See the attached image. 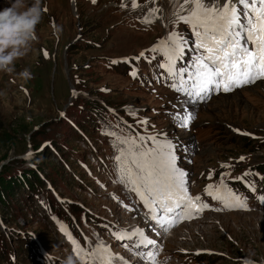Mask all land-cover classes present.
I'll use <instances>...</instances> for the list:
<instances>
[{"label": "rangeland", "instance_id": "1", "mask_svg": "<svg viewBox=\"0 0 264 264\" xmlns=\"http://www.w3.org/2000/svg\"><path fill=\"white\" fill-rule=\"evenodd\" d=\"M212 1L206 0L207 3ZM142 2L137 3L141 7L134 10L133 0H43L42 6L47 11L37 25V40L15 63L13 73L0 72V188L6 187V181L17 178L23 194L11 196L13 202L8 208L0 198V235L3 237L35 231L52 251L65 259L68 251L53 226V219H31L29 216V211L34 212L37 207L30 206L29 202L27 207L25 200L36 188L49 187L100 216L127 219L126 215L117 212L116 204L97 187L95 178L87 175L76 159L92 160L86 144L75 137L78 129L86 128L81 120L84 111L80 110L79 100L87 102L99 98L118 107L133 103L148 111L144 113L159 122L163 129H169L168 132L171 129L182 132L174 128L167 113L165 103L166 96L171 95L169 90L148 92L138 88L139 85L132 83L126 74L123 76L120 70L105 65L102 68L101 58L136 53L164 34L160 32L155 37L154 33L164 30L163 21L174 17L170 14L169 0ZM218 3L223 5L225 2L218 0ZM119 4H123L127 14H134H116L115 6ZM6 6L7 0H0V9ZM107 6L111 7L107 9ZM160 6L162 17L154 19V23H145L147 15L153 18L159 13L153 15L150 10ZM187 8L188 5L185 11ZM131 17L140 19L141 26H135ZM172 21L174 19L170 22L169 32H179L182 37L183 23L177 25ZM153 25H157L155 31L143 27ZM25 70L31 73L29 77L20 75ZM262 87L264 81L249 86L250 91L227 92L201 107L199 122L205 123L209 133L201 138L193 165L202 169L217 163L218 159L229 160L240 153H252L253 161L264 160V143L254 150L246 146L244 138L235 140L231 137L235 134L231 128L264 134ZM82 105L84 107L85 103ZM151 106L155 107L156 113L150 111ZM88 135L98 145L97 132L88 130ZM73 172L87 180L88 186H93L91 192L73 186L70 182ZM31 177L39 178V184L33 186ZM11 209L15 210L14 215H10ZM179 246L212 253L209 259L216 261L206 264H249L248 258L254 264H264V212L210 215L206 220L184 226L174 233L168 240V247Z\"/></svg>", "mask_w": 264, "mask_h": 264}, {"label": "snow or ice", "instance_id": "2", "mask_svg": "<svg viewBox=\"0 0 264 264\" xmlns=\"http://www.w3.org/2000/svg\"><path fill=\"white\" fill-rule=\"evenodd\" d=\"M187 5L191 7L185 11ZM132 7H138L137 0H133ZM158 12V8L150 10L153 15ZM170 14L175 17L173 23L191 25L196 37L195 49L200 50L189 68L177 66L186 48V42L179 32L170 31L160 44L153 46L152 52H162L167 58L162 67L167 68L174 81L171 84L173 89L199 100L207 98L214 90L229 92L257 79H264V0H225L223 5L218 0L211 5L206 0H172ZM144 22L154 23V18L146 16ZM192 119V114H187L183 117L182 126L186 127ZM150 139L155 141L157 138ZM118 144L127 145V148H120L119 155L115 157L119 162V182L139 197L148 209L151 221L164 232L209 207L199 196L194 197L189 193L187 174L176 166L175 146L170 141L157 144L155 148H145L139 138L120 137ZM206 191L225 206L230 201L247 208L246 199L228 190L223 182L219 186H206ZM259 199L264 203V196ZM114 236L118 240L136 237V249L142 245L157 244L140 228L132 232L123 230L114 233ZM73 243L77 244L76 241ZM76 253L82 259L87 258V253L78 244ZM91 255L99 257L102 264H112L115 254L109 247L100 244ZM139 255L151 261V264H158L156 254Z\"/></svg>", "mask_w": 264, "mask_h": 264}, {"label": "clouds", "instance_id": "3", "mask_svg": "<svg viewBox=\"0 0 264 264\" xmlns=\"http://www.w3.org/2000/svg\"><path fill=\"white\" fill-rule=\"evenodd\" d=\"M8 6L0 9V72L13 73L15 63L31 49L37 40L36 29L47 8L43 0H7ZM29 77L28 70L20 73ZM64 264H77L69 255Z\"/></svg>", "mask_w": 264, "mask_h": 264}, {"label": "trees", "instance_id": "4", "mask_svg": "<svg viewBox=\"0 0 264 264\" xmlns=\"http://www.w3.org/2000/svg\"><path fill=\"white\" fill-rule=\"evenodd\" d=\"M78 46L82 47L80 45H78ZM76 103H77V101H76ZM79 103H77V105L79 104L81 106V107L79 106L81 111H86V110H89L90 108H93V102L92 101L86 102L82 99V100H79ZM82 103H85L84 107H83ZM12 170H13V168L10 169L9 171H12ZM39 182H40L39 178L31 177V184L33 186H34V184H39ZM5 183H6V187L0 188V198L3 199V201H4L3 203H4L5 208H8V207H11L10 203L13 202L11 196L21 197L23 194H22V186H21L19 179H17V178L12 179L10 181H6ZM33 190H38V189L36 188ZM9 213H10V215H14L15 210L11 209L9 211Z\"/></svg>", "mask_w": 264, "mask_h": 264}, {"label": "bare ground", "instance_id": "5", "mask_svg": "<svg viewBox=\"0 0 264 264\" xmlns=\"http://www.w3.org/2000/svg\"><path fill=\"white\" fill-rule=\"evenodd\" d=\"M211 1H212V0H211ZM221 1H222V0H220V2H221ZM212 2H213V1H212ZM259 82H261V81H259ZM259 86H262V84L259 83ZM262 89H264V87H262ZM243 90H248V91H250V90L248 89V87L244 88ZM236 91H237V90H236ZM219 97H220V96H219ZM219 97H218V98H219ZM215 99H216V98H215ZM215 99H214V100H215ZM214 100H213V101H214ZM213 101H212V102H213ZM229 213H230V212H229ZM235 213H237V212H235ZM171 233H173V231H172Z\"/></svg>", "mask_w": 264, "mask_h": 264}]
</instances>
